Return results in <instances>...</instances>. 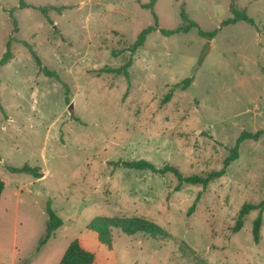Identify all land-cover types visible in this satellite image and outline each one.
I'll return each instance as SVG.
<instances>
[{"label": "rangeland", "instance_id": "374dc122", "mask_svg": "<svg viewBox=\"0 0 264 264\" xmlns=\"http://www.w3.org/2000/svg\"><path fill=\"white\" fill-rule=\"evenodd\" d=\"M150 1L0 0V59L10 39L14 55L0 67V264H59L74 239L95 253L96 264H198L180 249L182 240L207 264H264V211L258 241L259 209L232 230L243 204L264 196V133L244 139L226 174L206 187L177 189L170 171L115 163L145 158L159 168L178 165L185 176L202 174L223 167L243 131L264 130V0L235 1L256 26H221L232 0H156V16L142 4ZM44 5L63 9L46 15L37 7ZM183 10L218 33L154 30L131 55L127 48L143 29L156 21L181 26ZM24 41L60 79L40 69ZM130 58V80L98 73ZM188 77L190 86L164 102ZM26 163L45 175L9 169ZM49 205L63 224L40 246ZM98 215L144 216L171 237L116 228L109 246L88 228Z\"/></svg>", "mask_w": 264, "mask_h": 264}, {"label": "trees", "instance_id": "16d2710c", "mask_svg": "<svg viewBox=\"0 0 264 264\" xmlns=\"http://www.w3.org/2000/svg\"><path fill=\"white\" fill-rule=\"evenodd\" d=\"M138 1L141 2V0H138ZM155 1L156 0H151L148 3H142V4L144 7L152 9L154 15L156 16V13L153 8ZM235 1L236 0H232L231 2L230 9H231L232 15L224 19L221 23V26L234 24L239 21H246L256 26L257 23L255 19L248 14L246 7L238 8L235 4ZM20 6L24 7V6H27V4L22 3ZM37 7L40 8L46 15H48L49 11L52 9H55V10L57 9L59 11L63 9V6L57 7L54 5H44V6H37ZM182 17L184 18L186 23L176 28H172V29L160 28L158 25V22L156 21L154 25H150L146 27L145 29H143L139 33L135 43L129 46L127 49L130 50L131 55H133L138 48L144 45L147 35L154 30H160L165 35H171V34L179 33V32H188L192 28H197L199 34L202 37L212 39L218 33L220 29V28H217L212 31H207V30L202 29L196 21L189 18V16L184 10L182 11ZM15 30H17V28ZM11 40L12 39H10L8 42V50L5 52V54L0 59V67L7 64L14 57L12 50H11ZM24 44L31 49L42 71H44L46 74L50 76H56L58 79H60V76L57 72L50 70L47 66L43 65V62L40 56L38 55V53L36 52V50L34 49L31 43L24 41ZM132 62L133 60L132 58H130L123 66L119 68L105 66L99 69L98 73L101 74L103 72H111V73H116V74H124L128 78V80H130L129 67H131ZM193 79H194L193 77H188L182 82L173 85L171 90L166 95L164 102L172 98L173 92L176 88L180 87L182 89H185L188 86H190ZM64 84L66 85L67 90H68L67 84L66 83ZM0 108L3 109V106L1 104H0ZM263 133H264L263 129L258 130L256 132L243 131L241 136L238 139L237 144L230 149V154L225 158L223 167L221 169H212L202 174H192V175L185 176L178 165L167 163L163 167L159 168L153 162L145 158L132 159V160L120 159L116 161L115 163L129 167V168H136V169H141V170L149 169L154 172L161 173V174H165L166 172L170 171L174 173L175 176L179 180L177 189H179L180 186L185 182L190 183V184H200L203 187H206L210 182L226 174L229 164L239 157V146H240V143L244 139L250 138V139L257 140L261 137ZM9 169L14 172H27V173L34 175L36 178H42L45 175L44 172L41 170V167L32 166L28 163L20 167L9 166ZM4 188H5V182L0 178V197L4 191ZM200 197H201V192L198 193L196 200L192 204L189 210L190 213H192L193 210L195 209L196 202L199 200ZM256 209L260 210V214L254 220L253 235H254V239L258 241L260 239V229L262 225V214L261 213L262 211H264V196H263V199L259 203L243 204L241 210L239 211L237 222L232 228L233 232L240 230L243 226L244 216L248 214L250 211L256 210ZM48 213H49V219H48L47 230H46L45 235L40 240V246L43 245L45 242H47L52 236H54L56 234V230L63 224L62 218L50 207V205L48 206ZM88 228L97 233L98 239L101 243L107 244L109 246H111L113 243V230L116 228L122 230L124 233L129 234V235H134L138 232H142L158 240H165L171 237V234L165 228H163L160 224L144 216H140V215H130V216L128 215H114V216L98 215V216H95L89 222ZM179 246H180V249L184 253H186L187 255H191L192 256L191 259L195 261L196 263L207 264L206 260L204 258H201L200 255L194 249H192L191 246L186 241L184 240L180 241ZM95 260H96L95 253L93 251L86 249L81 244L79 239H74L70 242V244L66 248L59 264H94Z\"/></svg>", "mask_w": 264, "mask_h": 264}, {"label": "crops", "instance_id": "0c3cea01", "mask_svg": "<svg viewBox=\"0 0 264 264\" xmlns=\"http://www.w3.org/2000/svg\"><path fill=\"white\" fill-rule=\"evenodd\" d=\"M94 264H96V261L94 262Z\"/></svg>", "mask_w": 264, "mask_h": 264}]
</instances>
